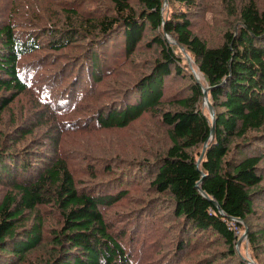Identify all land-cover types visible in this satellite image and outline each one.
Instances as JSON below:
<instances>
[{
  "label": "trees",
  "instance_id": "1",
  "mask_svg": "<svg viewBox=\"0 0 264 264\" xmlns=\"http://www.w3.org/2000/svg\"><path fill=\"white\" fill-rule=\"evenodd\" d=\"M217 1L0 0V264H264V0Z\"/></svg>",
  "mask_w": 264,
  "mask_h": 264
},
{
  "label": "rangeland",
  "instance_id": "2",
  "mask_svg": "<svg viewBox=\"0 0 264 264\" xmlns=\"http://www.w3.org/2000/svg\"><path fill=\"white\" fill-rule=\"evenodd\" d=\"M212 3H215V6H216V9H217V14L220 13V11H223V5L218 3L217 0H212ZM167 6V5H166ZM216 14V15H217ZM223 15V14H222ZM197 18H199V16H197ZM222 18V17H221ZM216 19V18H215ZM205 20L209 23H213L214 22V16L213 14L211 13H207L206 14V17H205ZM224 21L225 20H219L217 21V24L215 26H210L208 29H207V33L213 37H216L217 35H219L221 33V30H223L226 26L224 25ZM193 62V61H192ZM198 70V69H197ZM200 78V77H199ZM202 81H204L203 77L200 78ZM207 111H208V106L205 105L204 106ZM243 248V246H241ZM240 247V248H241ZM244 253L245 255H247L248 251L247 250H244Z\"/></svg>",
  "mask_w": 264,
  "mask_h": 264
},
{
  "label": "water",
  "instance_id": "3",
  "mask_svg": "<svg viewBox=\"0 0 264 264\" xmlns=\"http://www.w3.org/2000/svg\"><path fill=\"white\" fill-rule=\"evenodd\" d=\"M166 3H167V0H166ZM187 59H188V61H189V65L192 67V69H193V71H194V74L196 75L197 79H200V78L198 77V75H197L196 70H195L194 67H193V62H192L191 57H190L189 55L187 56ZM208 93H209V89H208V87H206V88L204 89V105H207V106H208V109H209L210 115H211V117H212L213 120H214V119H215V110H214V107L212 106V104L210 103V101H209V99H208ZM214 131H215V127L213 126V127H212V132L214 133ZM206 146H207V144L205 143L204 149H203V151H202L201 156L199 157L198 163H200V162L202 161V159H203V157H204V155H205ZM247 234H248V229L245 230V232L243 233V235H242L241 238L239 239V241H238V244H239V245H240V244L243 242V240L247 237Z\"/></svg>",
  "mask_w": 264,
  "mask_h": 264
},
{
  "label": "bare ground",
  "instance_id": "4",
  "mask_svg": "<svg viewBox=\"0 0 264 264\" xmlns=\"http://www.w3.org/2000/svg\"><path fill=\"white\" fill-rule=\"evenodd\" d=\"M198 77H202V74L200 72H197Z\"/></svg>",
  "mask_w": 264,
  "mask_h": 264
}]
</instances>
